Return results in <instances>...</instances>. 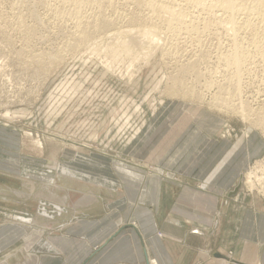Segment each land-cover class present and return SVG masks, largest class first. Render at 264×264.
<instances>
[{
    "label": "rangeland",
    "instance_id": "1",
    "mask_svg": "<svg viewBox=\"0 0 264 264\" xmlns=\"http://www.w3.org/2000/svg\"><path fill=\"white\" fill-rule=\"evenodd\" d=\"M15 1L0 0V127L14 134L13 140H15L14 145L12 139H9L11 137L6 136V152L0 153L4 157V169L0 171V212H5L3 219L8 223L21 226L24 222L18 221L15 216L31 218L29 213L38 216L39 209L45 208L50 218L38 216L42 221L40 222L43 224L49 222L50 225L60 223L61 213L65 211L60 206V200L63 195H66V190L61 187L63 184L58 178L56 188L47 189L43 183L50 184L46 176L55 173V169L53 171L52 168L61 160L73 163L72 166H77L76 163H78V166L86 171L95 169L92 167L96 166L97 159L103 163L109 160L115 163V166L126 176H130V172L133 176H139L134 173L135 168L149 172L148 176L153 183L157 177L172 176L170 171L161 169L162 164L159 161L166 153L172 154L174 144L177 149L181 145L188 149L190 141L198 142L201 136L200 141L203 142L205 135L212 141L219 139L225 147L220 162L225 165L229 161V164L237 161L244 166L240 177L236 179L239 188L233 195L239 194L244 199L246 209L256 210L259 218L264 217V178L262 177L264 175V134L261 131L264 132V129L255 123L256 118L261 116V111L264 113V71H262L264 67L261 68L262 61L258 60L259 57L258 59L257 56L253 57L251 59L253 62L250 60L251 65L254 64L248 65L249 71L243 74L245 77L243 76L242 96L250 105L246 104L247 108L252 107V109L248 108L251 110L247 113L248 116L252 114L248 118L237 110L233 111L234 109H223L217 106L219 110L216 106L213 107L214 104L211 105L209 98L215 91V87L211 88V90L214 88L212 91L204 90L205 87L203 84L200 85L201 83L196 85L197 91L199 89L201 93H204L201 98L197 94L186 97H182V94H180L182 96L176 95L178 97L165 95L169 85L168 82L166 83V80L169 81L167 76L174 73L176 63L181 64L191 58L194 52L196 54L199 48L196 42L188 41L186 47H182L183 52L181 51L176 58L173 56L167 58L154 44L149 46L156 50L155 54L152 47L150 51V47L145 46L144 49L146 48L147 51L144 52L143 49L138 51L139 53L137 52L134 56L135 59L138 56V59L135 60L123 54L119 57L118 54L113 55L108 47H105V42L101 44L102 40L99 39V43L96 39L93 42L95 46L93 43L90 45V51L89 45L79 48L78 51H66L57 65H50L52 67H49L50 69L44 67L43 70L41 68L43 63L33 62L31 59L35 60L41 52H43L41 55L47 54V57L49 53L50 55L55 53L58 49L57 45H62V40L65 39L64 31L71 30L72 26L70 22L63 25L51 17L44 0H33V2L27 0L29 4L23 3L24 7L21 4V8L15 5ZM118 1V5L122 7L120 0ZM31 10H35L41 17L39 21H34L35 19L28 14ZM17 12L26 15L24 24L29 27L34 25V29H37H35L36 33H30V30L28 32L26 29L29 35L27 32L25 35L27 34L28 37L24 35L25 30L17 26L15 19ZM14 23H17L16 26ZM211 30L214 32V28ZM213 32L209 31L202 38L207 36L208 39ZM221 37L220 41L215 40L213 35L208 39L211 47L213 44V48H208V53L211 56L214 54L212 58L209 57L211 60L209 65L211 67L215 65L213 68L216 72L212 74L215 76L212 77L213 79H220L218 77L223 69L221 64L217 65L219 63L216 62L214 46L219 41V45H224H220L223 47L220 48L225 50L230 43L227 36ZM243 37L247 44L249 36ZM107 40L106 45L109 46L110 39L103 41ZM204 41L206 47H210L205 38ZM93 46L94 48L97 46L98 50ZM36 53L38 54L35 55ZM144 56H147V60ZM132 59L133 61L130 62ZM175 61L178 62L175 63ZM36 62H39L38 66ZM201 67L202 71H205L204 66L201 65ZM26 133L29 135L27 136ZM37 138L43 141L42 151L36 146ZM176 153L179 152L174 151L173 156ZM92 156H95V160L91 158ZM254 165L263 168L257 171V176L263 178V182L262 179L260 181L263 184L256 183L257 186L250 190L243 181L245 173ZM65 169L72 172L67 167ZM77 189L75 186H70V196L66 195L68 202L72 203V200L80 196L81 190ZM17 192L21 195L18 196ZM102 195L105 194L102 193ZM2 197H5V200ZM45 244L46 249L50 250L49 242Z\"/></svg>",
    "mask_w": 264,
    "mask_h": 264
},
{
    "label": "crops",
    "instance_id": "2",
    "mask_svg": "<svg viewBox=\"0 0 264 264\" xmlns=\"http://www.w3.org/2000/svg\"><path fill=\"white\" fill-rule=\"evenodd\" d=\"M6 136L15 143L14 134L0 127V153L6 152ZM201 138L188 149L174 144L172 154L159 161L172 176L153 183L149 172L135 168L139 176H126L95 156V169L87 171L59 161L65 194L75 186L80 196L72 203L61 197L65 211L56 225L29 213L34 224L21 227L0 212V264H146L149 256L158 264H264V217L233 195L244 166L224 165L221 141ZM47 176L50 182L55 178Z\"/></svg>",
    "mask_w": 264,
    "mask_h": 264
},
{
    "label": "bare ground",
    "instance_id": "3",
    "mask_svg": "<svg viewBox=\"0 0 264 264\" xmlns=\"http://www.w3.org/2000/svg\"><path fill=\"white\" fill-rule=\"evenodd\" d=\"M26 1L27 0H16L15 5H19L18 7H20L21 4L23 3L26 4L29 2V1L28 2ZM117 1L118 0H44L45 6L46 5L48 6L51 17H54V19L63 23V25L64 23L70 22L71 24L70 26L72 27H71V30L64 31L66 32L65 33L66 35L64 36L65 37V39H63L64 41L61 39L63 42L61 43L62 45H59V46L57 45L58 49L55 50V53H51V55L49 53V56H48L49 58L46 56L47 54L44 56L41 55L43 54V52H41L39 53L40 55L38 53L35 54V55L38 54L35 60L34 59H31V60H33V62L39 61L40 63H43L41 64L42 67L40 66L41 68H43V70H44V67H47L48 69H50L52 68L51 66H54L55 64L57 65V62H59V60L62 59L61 56L64 52L66 51L70 52L72 50L78 51L79 48L85 45L86 46L89 45L90 47L88 48L89 50L91 49L90 45H92V43L96 39L98 40L99 43L102 40L101 44L103 42L108 44V40L107 41H103V40L110 39L111 44L109 43L110 44L109 46L106 45L105 43L104 44H105V47H108V50L111 51L113 55L118 54V57H119L120 54H123L126 57H131V58L133 57L134 59H135L134 56L137 55L136 53L138 51H141L142 49L144 50V52L147 51L146 48L144 49L145 46L148 48L150 47L149 48L150 50L152 46H149V45H153V44L159 50H161L160 52L163 55H166L167 58L168 56H173L176 58V56L182 51V47L185 46L188 41L192 43L196 42L199 45L198 50L197 51L195 50L196 54L194 52V55L192 54L193 56L192 57L190 56L191 58L188 57L189 59L187 61H185L184 59L185 62H182L181 64L176 63L180 60L175 61L177 67L175 66L176 69L175 71H173L174 73L169 74L170 76H167L169 77L167 78L169 79V81L166 80V83L168 82L169 85L167 84L168 86H167V90H165L166 92L165 95L178 97L176 95L182 94L183 96L182 95L180 96L186 97L187 95L197 94L201 98L203 92L201 93V90L199 91L198 89L197 91L196 89V85L198 83L199 84L201 83L200 85L203 84V86L205 87L204 90L206 89L211 90L212 87H215V89L213 88L215 91L212 92L209 98L210 99L209 102H211V105L214 104L213 107L219 106V108L222 107L223 109L225 108L234 109L233 111L237 110V112H240L242 115L244 116L247 115L248 118L251 117L252 114L248 116L249 114L247 113H250L251 111L248 108L252 109V107L247 108V105L249 104H247L246 99H243V96H242L243 95L242 82H243V76L245 75L246 72L249 71L250 67L248 65H251V63L253 62V60H251L253 59V57L257 56V59L259 57L258 60L262 61V64H260L262 66L261 68L264 67V0H120L122 7L118 5L119 1L118 2ZM31 2H33V0ZM23 7H24V4H23ZM18 12H20V9ZM36 13L37 12L35 10H31L28 13L30 16H32L35 19L34 21L41 18ZM25 16L26 15H24L23 13H20V14L18 13L16 15L15 19L17 20V23H18L17 26L18 27L21 26V28H23L22 30H25L23 31L24 35L27 32L26 29L28 30V32L30 30V33L31 32L36 33L35 31L36 28L34 29L35 27L34 25L29 27L24 24ZM212 28H214V32L213 30H211ZM209 31L213 32L212 35L215 38V40H219L220 37L224 35V36H227L230 41V43L227 44L228 45L227 48L225 47L226 48L225 50L221 49L223 48L222 46L224 45L220 44L222 45L220 46L218 44L220 40L217 42V45L215 44L214 46L216 48L214 50H215V57L217 60L215 61L219 63V64L217 63L216 64L218 66L220 64L223 66V69L219 75L220 77H218L220 79L212 78V77H215L212 75L213 73L216 72L213 68L215 67V65L213 67L209 65V61H211L209 60L210 59L209 57L212 58V56L214 55L213 54L211 56L210 53H208L209 52L208 48H213V44L211 47V44L209 42L210 40H208L210 39L212 35H210L208 39H207V36L206 37L204 36L202 38V36L205 34L207 35ZM28 32L27 34L29 35ZM27 34L25 35L26 37H28ZM241 34H244L243 36H246V35L249 36L247 37L248 39L246 38L247 44L244 42V39H243L245 37L241 36ZM204 38L206 39V42H209L210 47H206L207 45L204 44L205 43ZM104 44H103V48H105ZM99 48L101 49L100 46ZM193 48L195 47L193 46ZM152 50H153V47H152ZM153 51L154 53L153 52L152 53L155 54L156 50H153ZM185 51H186V48H185ZM17 53L19 54V52ZM143 53H140V54H143ZM144 57L146 59L147 56H144ZM137 59H138V56L135 60ZM132 61L133 59L130 62ZM38 63L36 62L35 64L37 65ZM201 65L204 66L203 68L205 69V71H202ZM47 68H45V70ZM196 96H193V97L197 99ZM205 98L206 97L204 96V100ZM209 104L210 103H208V105ZM219 108L217 107V109ZM252 113L254 114L255 112H252ZM260 114L261 116L259 115L260 117L256 118L257 120L255 123H258L264 129V113H262L261 111ZM261 131L264 134L263 130ZM49 134H47V136ZM26 135L28 136L29 133H26ZM35 143H36V146L39 148V150L42 151L44 147L43 141H41L40 138H37L35 140ZM260 164H262V162ZM260 168L261 167H259L258 165H254V167H250L249 170L244 175L243 184H245V186L248 187L250 190H253V188L256 187L258 183L263 184L260 181L262 179V182H263L264 175L262 176L263 178L261 176H257V171ZM52 169L53 171L55 169V173H52L50 175L55 174L54 180L50 182V184L43 183L45 187H47V189L49 187L51 188L55 187L57 185L56 179L61 178L60 173L58 172V169H57V163L55 164V167ZM30 187H29V193H30ZM87 194L89 193L87 192L85 194L84 196L85 199L87 198ZM17 195H21L20 192ZM38 213H39L38 214L39 217H49L48 212L46 211L45 208L39 209ZM15 219H18V221L24 222V224L21 225L22 227H24V225L28 227L31 224H34V220H32L31 218L15 216ZM26 222L28 225L25 224ZM37 231L43 232L44 230L41 229ZM146 264H158V261L156 260V258L149 256Z\"/></svg>",
    "mask_w": 264,
    "mask_h": 264
},
{
    "label": "water",
    "instance_id": "4",
    "mask_svg": "<svg viewBox=\"0 0 264 264\" xmlns=\"http://www.w3.org/2000/svg\"><path fill=\"white\" fill-rule=\"evenodd\" d=\"M238 188H239V186H237V188H235V190L233 191V193L236 192L238 190Z\"/></svg>",
    "mask_w": 264,
    "mask_h": 264
}]
</instances>
